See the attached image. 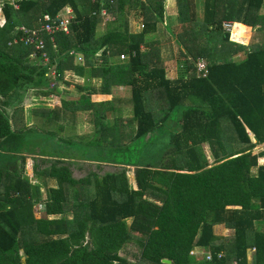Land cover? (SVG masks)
I'll list each match as a JSON object with an SVG mask.
<instances>
[{"label":"trees","instance_id":"trees-1","mask_svg":"<svg viewBox=\"0 0 264 264\" xmlns=\"http://www.w3.org/2000/svg\"><path fill=\"white\" fill-rule=\"evenodd\" d=\"M164 1L4 0L0 155L17 157L38 147L58 162L45 171L35 167L32 176L0 165V264H23V257L24 264H127L120 254L131 241L141 249L135 264H168L166 259L170 264H264V165H258L264 151L253 153L264 144V42H233L246 41L251 31L264 33V0H205L203 24L197 28L204 39L200 45L207 46L209 37L220 43L192 51L189 43L197 34L179 40L185 62L176 79L168 77L162 58ZM176 1L180 17L198 5L196 0ZM140 4L144 11L136 15L143 29L133 33L130 10ZM68 6L77 15L71 34L57 33L56 48L46 36L48 61L39 52L32 58L35 47L20 40L18 27H39L45 14L55 18ZM104 7L115 19L99 35ZM224 21L237 23L233 33L223 30ZM78 53L84 55L83 65L75 63ZM242 53L243 60L237 61ZM200 60L208 61L207 78L198 75ZM53 71L60 77L47 90L46 77ZM67 77L80 78L75 89L92 90L77 101L66 100L60 85H70ZM96 79L103 82V93L94 102ZM118 87L130 89L125 102L133 116L112 123L108 116L124 108L122 101L109 100ZM22 89L39 91L40 100L58 94L62 105L32 108L29 125L24 109L13 111L10 103ZM80 111H92L96 131L88 142L73 141V148L65 149L53 137L65 139L68 115L75 121ZM82 145L109 149L117 164H142L133 175L135 188L125 171L74 179L59 166L61 159L107 156L90 147L80 155ZM217 225L232 235H217ZM195 249H202V260ZM208 252L211 261L205 258Z\"/></svg>","mask_w":264,"mask_h":264},{"label":"rangeland","instance_id":"rangeland-1","mask_svg":"<svg viewBox=\"0 0 264 264\" xmlns=\"http://www.w3.org/2000/svg\"><path fill=\"white\" fill-rule=\"evenodd\" d=\"M199 4L201 5V9L204 8V0H201V3L196 0ZM133 12V13H132ZM170 12V11H169ZM173 12V11H171ZM109 17L108 19H104V22H102L99 25L98 28V32L99 35H101L103 32L106 31L107 29V23L112 22L115 17L111 14V12H109ZM132 14V15H131ZM129 20H130V24H131V31H140L143 28L142 25V21L140 19H138V16L136 15L135 11H131L130 15H129ZM4 16L1 15L0 13V24L2 22V18ZM166 22V21H165ZM162 22L160 23L161 26V30H160V35L162 34V32H165L167 35H169V42L166 40H163L162 43V51H163V64L164 67L167 70V74H169V76H171V78H176L180 75H182L180 72V62H185V58L183 57V51L181 50L182 48L180 47L179 50H175L174 46H175V36L178 35L177 32H172L171 30H167V28L165 29V27H167L166 23ZM22 26V25H21ZM26 26V25H25ZM164 29H163V28ZM20 28V26L18 27ZM168 31V32H167ZM171 35H170V34ZM161 37V36H160ZM164 39V38H163ZM233 42H237L239 44H249L251 46V44L253 43H257V42H264V33L262 32H254L250 33L249 35V42H242V41H236L233 38ZM170 43V45H169ZM212 44V43H211ZM173 48V50H170L169 47ZM103 54V52H98V57L100 58V64L103 63V60H101V55ZM127 54H126V58H127ZM32 58H36V56H32ZM126 58L121 57V60H126ZM244 58L243 53L240 56L236 57L237 61H242ZM75 63L76 64H84V55L83 54H77L76 58H75ZM71 73V72H70ZM70 76H73L71 74H68ZM48 79V89H53L52 87H54V85L56 83H58V81H54L53 78H50V73L47 74ZM69 80L68 82H70V85L67 84H62L60 85L62 91L63 92V96L66 100L68 101H77L80 98V95L82 94H86L88 92V90H92V88L90 89H85V91H83V93H81L82 91L80 90H76L75 88L77 86H80V78L79 77H67ZM94 86H96L97 88V97H93V101L95 102L96 100H99L98 98L100 96H102V91H101V86L103 85L102 81L99 80H95ZM35 90V89H34ZM34 90H29L28 91H24L22 90H18V92H20V94H15V96H13V98L10 100V103L13 104L12 108L13 111H15L17 108L20 111L21 108L24 109L25 112V116H26V121L27 124L32 125L34 122V119L31 116V110L32 108H60V106L62 105L61 103V97L63 96H58V94H53V96H48L46 98H44L43 100H40L38 97H36V95H40L39 91H34ZM25 93V94H24ZM69 93V94H67ZM81 93V94H80ZM22 94H24L22 96ZM131 95V91L129 88L127 87H118V88H114L112 91V95L110 96L109 100H115L114 103H119L122 101V105L124 106L123 110L119 113H111L106 121H110L112 123H114L116 120L118 121H124L127 122L128 118L133 116L132 114V108H130L127 103L125 102ZM1 99V98H0ZM44 101V102H41ZM8 107V106H7ZM94 115L92 114V111H87L84 112V114H81L79 112H77L76 114V118L75 121L71 120L70 115H68L67 117V121L65 122V132L62 134L63 136H65V139H61L59 137H53L54 141H58L63 148H68L73 142H84L86 143V141L88 142V140L90 139V136L96 131V125L93 121ZM93 118V119H92ZM78 121H83V122H87L82 124V128H79L78 126ZM75 125V128L73 127V125ZM77 127V130H76ZM70 132V133H69ZM151 136V135H150ZM152 137V136H151ZM150 137V138H151ZM149 138V139H150ZM154 138V137H153ZM152 138V139H153ZM148 139V140H149ZM97 149L98 153H101L102 151H104V147H99V146H94ZM205 149H207V147L205 146ZM264 151V144H260L258 146H256L254 148L253 153L257 154ZM104 152H107V156H105V159H86L84 158L83 160H76V159H70V158H66L67 160L71 161V162H65L62 159V163L59 166H64L67 167L70 172L72 173V177L76 180H81L87 177H93L96 176L99 179H102L104 176H106L107 174H119L123 171L126 172V175L128 176L129 179V184H130V179L131 176L135 175L136 170L138 169V167H141L142 164L137 163L136 166H130V165H121V164H117L119 163L118 160H116L117 158H115V154H112L111 151H109V149H105ZM123 155H126V153L123 151L122 153L119 152V157L122 158ZM93 156V155H91ZM0 165L3 166H8L11 167L13 169H16L18 171H22L24 174L28 175V176H32L34 174V169L35 167L39 170V171H44L47 170L48 168L51 167L52 164H54L55 162H58V158L57 157H52V156H46L43 155V152L40 151L39 148L37 147H33V149H31V152L27 151V149H24L23 152H21V154H19L17 157H13V156H8V155H0ZM24 159V164L22 163ZM210 162H212L210 160ZM264 164V158H261L260 160H258V165L261 166ZM94 179V178H93ZM47 190L45 191L46 194ZM36 215L38 214V216L41 215V211H39V207L35 209ZM131 220H127V224H130ZM215 233L219 236H231L232 232L230 229H228L226 226L224 225H217L215 226ZM135 238L137 239L138 236ZM135 239V240H136ZM89 237H87V241L86 244H89ZM193 254H198L197 256H199L202 260L203 258V251H194ZM252 254L253 252L250 253V261L253 260L252 258ZM121 257L123 259H125V261L127 262V264H135L140 260L141 257V249L139 247V245L136 243V241H131V243H129L128 245L125 246L124 250L121 252ZM24 260L25 258H22V263L24 264ZM139 263V262H138Z\"/></svg>","mask_w":264,"mask_h":264},{"label":"crops","instance_id":"crops-1","mask_svg":"<svg viewBox=\"0 0 264 264\" xmlns=\"http://www.w3.org/2000/svg\"><path fill=\"white\" fill-rule=\"evenodd\" d=\"M200 3H201V0H198ZM115 2V1H114ZM204 2H205V0H204ZM164 3H165V14H166V18H165V21L167 22H165V21H163V22H165L166 23V25H167V27H165L164 26V28L166 29L167 28V30H171L173 33L174 32H177L178 33V37L177 36H175L174 35V37H175V46H174V48H175V50H179V48L181 47L182 49V51L185 53V46L181 43V42H184V40H185V38H186V36H188L190 33H193L195 36H196V34L198 33L197 32V28L199 27L200 28V25H201V23L203 24V19H204V8H202L201 9V5H197V4H195L194 3V5L191 7V9L187 12V14L184 16V17H180V15H179V9H178V6H177V1L176 0H165L164 1ZM199 4V3H198ZM71 8V10L72 11H74V12H76L75 11V9L72 7V6H68L63 12H67V9L68 8ZM128 9H129V3H128V5L126 6ZM130 11H135V12H143L144 11V9H143V7H142V5L140 4L137 8H133V9H131ZM170 11V12H169ZM171 11H173V12H171ZM133 13V12H132ZM262 13L264 14V7H263V9H262ZM132 15V14H131ZM130 17V16H129ZM130 21V20H129ZM233 22V21H232ZM163 24V23H162ZM233 24H234V29H233V31L235 30V26L237 27V23H234L233 22ZM143 25V24H142ZM239 26V25H238ZM163 28V27H162ZM163 28V29H164ZM129 29L131 30L132 29V27H131V24H130V22H129ZM143 29V28H142ZM142 29L139 31V32H141L142 31ZM131 32H133V33H138V31H131ZM168 32V31H167ZM208 32V31H207ZM255 32V31H254ZM259 32V31H258ZM250 33H253V31H251ZM170 34V33H169ZM171 35V34H170ZM198 36H199V38H197L196 40H192L189 44H190V49L192 50V51H195V50H197V49H199V48H209L210 50L211 49H214L215 48V46H216V44L217 43H220V39L219 38H215V37H213V38H211V37H209L208 39H207V41H205L204 43H207V46H202V45H200V43L204 40L203 39V37L201 38V35H199V34H197ZM161 37V39H163V40H166V41H168L169 42V40H170V38H169V35H167L165 32H162V34L160 35ZM179 38V39H178ZM177 39H178V41H177ZM181 42H180V41ZM249 42V37L246 39V41L245 42ZM179 42H180V44H179ZM211 43H212V45H211ZM169 45H170V43H169ZM169 49L170 50H173V48H172V46L171 47H169ZM217 49V48H216ZM163 52V51H162ZM200 61H202L203 63H205V64H207L208 63V61L207 60H200ZM168 73V72H167ZM168 77L170 78V79H176V78H178V77H176V78H171V76H169V74H168ZM83 87H85V85H83ZM77 91L79 90L78 88L76 89ZM81 93H83V91L81 92ZM80 93V94H81ZM67 94H69V93H67ZM84 112H86V111H80L79 113H81V114H84ZM93 119V118H92ZM84 123H87V122H83V121H78V126H79V128H82L81 126H82V124H84ZM88 124V123H87ZM73 125V127L75 128V125L74 124H72ZM76 130H77V127H76ZM64 132H65V130H64ZM63 132V133H64ZM70 133V132H69ZM61 136H63V135H61ZM65 137V136H64ZM56 138V137H55ZM66 138V137H65ZM54 142H58V141H54ZM58 144L62 147V145L58 142ZM87 147H90V151L91 152H95V153H97V149H96V147H94V146H90V145H82L81 147H79V153H80V155H84V153L86 152V148ZM38 148V147H37ZM73 148V146H72V144L68 147V148H66V149H72ZM54 158V157H53ZM69 158V157H68ZM261 158H264V157H261ZM261 158H259V160L261 159ZM71 159V158H70ZM84 158L83 157H78L76 160H83ZM87 159V158H86ZM62 160V159H61ZM65 162H71V161H69V160H67L66 158L65 159H63ZM72 163V162H71ZM264 165V164H263ZM45 171V170H44ZM133 177H135V176H131V179H130V186L131 187H133V188H135V181H133ZM55 186V185H54ZM50 187H53V182H51L50 181ZM47 190V187L45 186L44 188H43V195L45 196V198L47 197V195H48V190H47V192H46V194H45V191ZM219 226V225H218ZM227 236V235H226ZM196 251H202V249H195Z\"/></svg>","mask_w":264,"mask_h":264},{"label":"built area","instance_id":"built-area-1","mask_svg":"<svg viewBox=\"0 0 264 264\" xmlns=\"http://www.w3.org/2000/svg\"><path fill=\"white\" fill-rule=\"evenodd\" d=\"M96 2V0H93ZM4 6V1L0 3V13L2 15V8ZM16 8L18 6L15 5ZM109 12L107 8H103L100 11L101 17L104 19H108ZM77 15L76 12L72 11L69 7L67 12H60L57 14L55 18H52L51 15L45 14L43 17V22L40 23L39 27L32 28L25 25L20 26V30L22 31L20 40L24 42L26 45H34L35 50L31 54V56H37L38 52L41 53V57L43 60L48 61V55L45 48L47 47V39L46 36L49 37L50 41L53 43V46L56 48V34L59 32H64L66 34H71L72 25L76 20ZM223 30L227 33H233L234 24L232 21H224L222 24ZM17 40V39H16ZM15 40V42H16ZM76 52L75 50H71V53ZM121 57H126V54L121 55ZM197 72L203 78H207L208 76V68L205 63L199 62L197 64ZM60 75L57 74L56 71L50 73V78H53L56 81V78H59ZM57 84V83H56ZM55 84V85H56ZM54 85V86H55ZM54 88V87H52ZM222 257V254L219 255V258ZM206 260L211 261L213 256L211 253H206Z\"/></svg>","mask_w":264,"mask_h":264},{"label":"clouds","instance_id":"clouds-1","mask_svg":"<svg viewBox=\"0 0 264 264\" xmlns=\"http://www.w3.org/2000/svg\"><path fill=\"white\" fill-rule=\"evenodd\" d=\"M2 1H4V0H2ZM2 1H1V2H2ZM1 2H0V3H1ZM2 9H3V8H2ZM2 16H3V11H2ZM5 21H6V20H5V17H3V18H2L1 25H3V24L5 23ZM31 57H32V56H31ZM250 134L252 135L251 132H250ZM252 139L255 141V138H254L253 136H252Z\"/></svg>","mask_w":264,"mask_h":264},{"label":"water","instance_id":"water-1","mask_svg":"<svg viewBox=\"0 0 264 264\" xmlns=\"http://www.w3.org/2000/svg\"><path fill=\"white\" fill-rule=\"evenodd\" d=\"M164 262L170 264L171 263V260H167L166 259V260H164Z\"/></svg>","mask_w":264,"mask_h":264},{"label":"flooded vegetation","instance_id":"flooded-vegetation-1","mask_svg":"<svg viewBox=\"0 0 264 264\" xmlns=\"http://www.w3.org/2000/svg\"><path fill=\"white\" fill-rule=\"evenodd\" d=\"M1 160V159H0Z\"/></svg>","mask_w":264,"mask_h":264}]
</instances>
